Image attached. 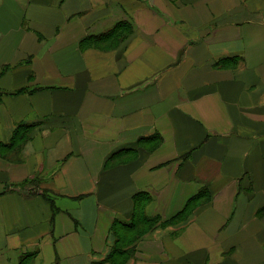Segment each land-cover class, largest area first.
<instances>
[{"label":"crops","instance_id":"0c3cea01","mask_svg":"<svg viewBox=\"0 0 264 264\" xmlns=\"http://www.w3.org/2000/svg\"><path fill=\"white\" fill-rule=\"evenodd\" d=\"M121 20V46L81 45ZM35 122L0 153V264H98L137 192L167 219L205 186L125 264H264V0H0V144Z\"/></svg>","mask_w":264,"mask_h":264},{"label":"trees","instance_id":"16d2710c","mask_svg":"<svg viewBox=\"0 0 264 264\" xmlns=\"http://www.w3.org/2000/svg\"><path fill=\"white\" fill-rule=\"evenodd\" d=\"M134 27L130 21L121 20L117 22L113 27L99 34H90L81 41L82 46H95L100 47L98 42L108 41L107 48H116L121 46L124 41L132 34ZM92 43V44H91ZM232 60H236V57L222 58L219 59L216 64L219 66L232 64ZM39 125L35 123H20L16 126L12 138L7 143L0 144V153L4 156L8 154L12 155L13 158H19L25 143L29 140L32 135V131ZM144 141H155V146L161 143L162 136L158 133L140 138L137 142L138 145ZM137 145V146H138ZM137 146H128L117 150L112 153L108 160L122 156L132 150L138 148ZM214 196V191L209 187H202L197 193L192 195L183 208L179 210L175 215L164 219L159 215L147 214L145 208L146 205L152 200V196L148 191H139L134 195V208L131 214L130 221L115 220L111 234L113 241L110 245V252L104 261L99 262H110L111 264H125L135 254L137 243L141 238L144 237L149 231L167 224L173 223L174 221L189 220L188 216L194 213L195 209L203 206L205 203L211 201ZM183 218V219H182ZM32 253L25 254L22 257L20 264H26V261L31 257Z\"/></svg>","mask_w":264,"mask_h":264},{"label":"rangeland","instance_id":"374dc122","mask_svg":"<svg viewBox=\"0 0 264 264\" xmlns=\"http://www.w3.org/2000/svg\"><path fill=\"white\" fill-rule=\"evenodd\" d=\"M127 21H128V20H127ZM103 32H104V31H103ZM101 33H102V32H101ZM91 44H92V43H91ZM98 44H99L100 47L105 48V49H108V50H110V49H114V48H107V47H108V44H110L108 41H106V42H105V41H104V42H98ZM239 60H240V59L236 58V60H232L231 62L234 63L235 66H237V64L239 63ZM217 61H218V60L215 61V65L218 66V67H227V66H231V65H232V64H231V65H230V64H227V65L219 66V65L216 64ZM232 66H233V65H232ZM137 145H138V142H137V141H136L135 143L131 144V146H133V147H135V146H137ZM154 145H155V144H153V147H152L153 149L157 148V146H158L159 144H158L157 146H155V147H154ZM125 155H126V154H125ZM125 155H124V156H125ZM108 158H109V156H108ZM108 158H107V160H108ZM121 158H122V156H119V157H116V158H114V159H110L108 162H112V161H114V160L119 161ZM213 197H214V196H213ZM213 197H212V198H213ZM211 200H212V199H211ZM210 202H211V201L205 203L203 206L199 207L198 209H195L194 213H192L191 215L188 216L189 221L191 220V218L194 217V215L197 214V212H199L200 210H202L203 208H205L208 204H210ZM182 219H183V218H182ZM187 220H188V219H187ZM159 227H161V226H159ZM157 228H158V227H157ZM181 229H182V227H181L179 230H181ZM179 230H178V231H179Z\"/></svg>","mask_w":264,"mask_h":264}]
</instances>
